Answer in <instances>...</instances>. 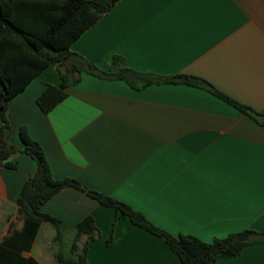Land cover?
<instances>
[{
    "label": "crops",
    "instance_id": "0c3cea01",
    "mask_svg": "<svg viewBox=\"0 0 264 264\" xmlns=\"http://www.w3.org/2000/svg\"><path fill=\"white\" fill-rule=\"evenodd\" d=\"M72 50L109 72L118 54L138 71L204 78L261 116L206 88L160 83L137 89L87 72L45 112L38 97L61 83L52 64L10 101L4 131L0 115V142L22 148L20 131L27 127L55 178H76L174 235L212 241L245 229L264 233V0H119ZM12 159L16 167L0 164V240L23 228L18 197L38 167L25 152ZM42 209L62 222L65 252L77 224L95 218L89 264H182L164 239L79 189L59 190ZM56 236V227L43 222L24 255L59 264ZM212 264H264V242Z\"/></svg>",
    "mask_w": 264,
    "mask_h": 264
},
{
    "label": "trees",
    "instance_id": "16d2710c",
    "mask_svg": "<svg viewBox=\"0 0 264 264\" xmlns=\"http://www.w3.org/2000/svg\"><path fill=\"white\" fill-rule=\"evenodd\" d=\"M119 0H0V115L4 121L2 131L9 126L6 115L10 101L43 70L57 64L61 83L49 84L37 101L48 112L66 95V88L79 83L84 72L102 78L122 79L134 88L151 84L185 83L206 88L215 95L233 104L256 118L261 113L242 104L218 90L204 78L175 74L162 75L142 72L125 65L121 55L113 56L114 70L101 69L95 62L72 50V43L103 14L109 12ZM20 135L22 148L2 138L0 164L16 167L13 155L25 152L36 159L37 171L24 183L18 197V215L24 220L22 229L15 228L0 240V264H41L35 257L24 255L31 250L43 222L57 229L56 242L59 249L56 257L59 264H89L88 242L98 236L95 218L88 215L75 227V238L69 254L62 247L61 221L43 211L46 201L65 187L86 192L102 205L114 207L130 220L147 231L164 239L179 256L182 264H212L221 257H234L254 243L264 242V233L254 229L233 232L226 237L205 241L195 235H174L158 226L142 212L111 195L89 188L73 177L57 179L53 176L42 145L32 138L27 127ZM86 236V241L82 242ZM113 235L107 240L112 243Z\"/></svg>",
    "mask_w": 264,
    "mask_h": 264
},
{
    "label": "rangeland",
    "instance_id": "374dc122",
    "mask_svg": "<svg viewBox=\"0 0 264 264\" xmlns=\"http://www.w3.org/2000/svg\"><path fill=\"white\" fill-rule=\"evenodd\" d=\"M66 254H69V252H66Z\"/></svg>",
    "mask_w": 264,
    "mask_h": 264
}]
</instances>
